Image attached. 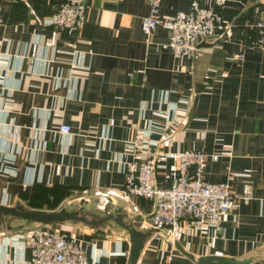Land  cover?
<instances>
[{
    "label": "crops",
    "instance_id": "1",
    "mask_svg": "<svg viewBox=\"0 0 264 264\" xmlns=\"http://www.w3.org/2000/svg\"><path fill=\"white\" fill-rule=\"evenodd\" d=\"M62 1L0 0V206L75 214L79 219L42 224L73 237L93 264H130L132 238L121 224L141 233L135 264H194L168 242L167 229L150 225L151 200L124 191L127 141L155 121L161 128L150 133L154 149L218 153L205 178L228 180L235 192L249 186L253 194L218 228L184 227L172 237L196 256L252 254L259 261L264 47L256 44V14L264 0H199L221 1L230 28L188 57L162 46L166 28L143 33L149 0H89L78 32L50 26ZM189 3L164 0L160 14L172 16ZM63 124L70 132H60ZM168 165L157 164L159 185L167 184ZM5 216L23 222L7 225ZM36 223L0 211V264H28L26 238Z\"/></svg>",
    "mask_w": 264,
    "mask_h": 264
},
{
    "label": "built area",
    "instance_id": "2",
    "mask_svg": "<svg viewBox=\"0 0 264 264\" xmlns=\"http://www.w3.org/2000/svg\"><path fill=\"white\" fill-rule=\"evenodd\" d=\"M163 1L149 0V12L141 20V29L150 36L157 27L166 28L168 38L162 46L170 49L175 57L193 56L199 43L216 41L229 31L230 25L223 21L219 12L221 1L203 6L199 0H190L188 9L172 16L160 14ZM88 2L63 0L50 18V26L59 32H78L85 24ZM256 16L260 34L256 44L264 47V11H259ZM238 57L242 59L243 55L240 53ZM158 128L161 127L155 121L144 128L137 127L127 141L131 160L124 186L126 194L151 200L153 208L149 223L153 228L167 229L171 236L184 227L194 230L204 225L218 228L238 202L253 198L249 186L235 192L228 180L211 182L205 178L207 162L217 160L218 153L154 149L150 133ZM59 130L68 133L70 126L63 124ZM162 160L169 162L166 176L169 185H159L156 180L157 164ZM190 167H193L192 172ZM182 222L186 224L182 225ZM26 248L28 264H93L73 237L42 223H36L28 231ZM252 264H264V256Z\"/></svg>",
    "mask_w": 264,
    "mask_h": 264
},
{
    "label": "water",
    "instance_id": "3",
    "mask_svg": "<svg viewBox=\"0 0 264 264\" xmlns=\"http://www.w3.org/2000/svg\"><path fill=\"white\" fill-rule=\"evenodd\" d=\"M214 42L215 41L213 42L202 41L201 43L198 44V47L209 46L212 45ZM0 211L5 214H10L23 219L35 221L37 223H47L51 221L61 220L63 218L79 219L78 216H76L73 213H68L64 209H60L59 211H32V210H24L21 207L7 208L0 206ZM121 225L129 232L132 238L130 264H135L140 249L142 247L141 233L133 228L128 227L125 224H121ZM167 240L168 242L173 244L176 250H178L181 254H183L185 257L191 260L194 264H252L256 259V256L252 254L241 258L234 256H226V255H215V254L196 256L195 254L185 250L183 246L172 236H169Z\"/></svg>",
    "mask_w": 264,
    "mask_h": 264
},
{
    "label": "rangeland",
    "instance_id": "4",
    "mask_svg": "<svg viewBox=\"0 0 264 264\" xmlns=\"http://www.w3.org/2000/svg\"><path fill=\"white\" fill-rule=\"evenodd\" d=\"M60 209H56V210H52V211H59ZM2 220L3 221H5V222H7V223H5V224H7V225H13V226H15L16 224H18L19 222H23L22 220H20V219H17V218H13V217H10V216H5V217H3L2 218ZM258 261V260H257ZM256 261V262H257Z\"/></svg>",
    "mask_w": 264,
    "mask_h": 264
},
{
    "label": "trees",
    "instance_id": "5",
    "mask_svg": "<svg viewBox=\"0 0 264 264\" xmlns=\"http://www.w3.org/2000/svg\"><path fill=\"white\" fill-rule=\"evenodd\" d=\"M63 194H68V190H66ZM55 195H57V193ZM47 206L50 208H54L56 207V202H47Z\"/></svg>",
    "mask_w": 264,
    "mask_h": 264
}]
</instances>
